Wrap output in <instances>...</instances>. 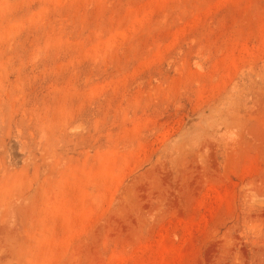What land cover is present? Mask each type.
Segmentation results:
<instances>
[{
    "label": "rangeland",
    "instance_id": "1",
    "mask_svg": "<svg viewBox=\"0 0 264 264\" xmlns=\"http://www.w3.org/2000/svg\"><path fill=\"white\" fill-rule=\"evenodd\" d=\"M0 264H264V0H0Z\"/></svg>",
    "mask_w": 264,
    "mask_h": 264
}]
</instances>
